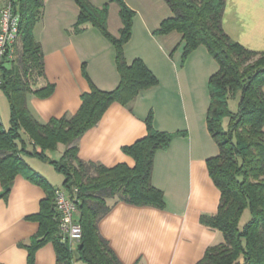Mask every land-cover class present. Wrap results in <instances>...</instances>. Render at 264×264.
<instances>
[{
	"label": "trees",
	"instance_id": "16d2710c",
	"mask_svg": "<svg viewBox=\"0 0 264 264\" xmlns=\"http://www.w3.org/2000/svg\"><path fill=\"white\" fill-rule=\"evenodd\" d=\"M75 1L80 12L73 31L80 33L93 25L111 41L116 50L119 85L112 90L99 88L84 66L90 90L81 95L76 113L40 122L30 110L27 97L34 93L47 98L55 90L52 82L37 87L38 79L46 74L43 46L35 35L45 0H11L14 11L20 14V37L15 43V58H5L0 66V90L10 105L8 128L0 116V198L9 196L18 174H25L46 191L39 212L29 215L39 222L38 232L23 244L28 249L29 264H35L36 251L48 242L55 245L57 264H77V260L86 264H123L101 233L99 221L119 201L165 208V193L153 184L155 156L187 131L156 129L151 111L145 120L147 134L123 148L135 159L133 166L121 162L109 167L79 156L75 141L101 120L111 104L129 105L160 80L143 58L127 60L125 46L133 34L136 11L125 0H115L122 20L118 35L109 29V2L96 6L91 0ZM165 1L173 14L154 33H182L183 63L201 45L218 63L208 82L206 121L219 152L207 158V167L221 195L217 212L202 215L201 222L221 231L224 239L210 245L196 264H264V52L245 47L225 31L227 0ZM232 100L238 101L237 110L232 109ZM60 144L68 147L59 159L52 158L49 153ZM27 157L53 165L64 175L65 189L73 191L78 187L83 237L76 247L63 240L55 206L56 187L32 167ZM247 209L250 218L241 226Z\"/></svg>",
	"mask_w": 264,
	"mask_h": 264
},
{
	"label": "crops",
	"instance_id": "0c3cea01",
	"mask_svg": "<svg viewBox=\"0 0 264 264\" xmlns=\"http://www.w3.org/2000/svg\"><path fill=\"white\" fill-rule=\"evenodd\" d=\"M125 1L136 11L133 34L125 46L127 60L143 58L160 82L143 90L129 105L111 104L101 120L75 144L85 161L109 167L121 162L133 166L135 159L123 148L147 134L145 120L151 111L156 129L187 131V135L175 137L167 149L159 150L155 156L153 184L164 191L165 208L119 201L99 221V228L123 264H163V260L164 264L172 263L167 262L171 248L168 235L187 228V246L185 243L178 264H196L210 245L224 239L221 231L201 222L202 215L217 212L221 195L207 167V158L219 152L206 121L210 103L208 82L218 63L204 45L183 63L182 33H154L173 14L165 0ZM91 2L96 6L109 2V29L118 35L122 27L118 2ZM3 4L4 0H0V9ZM79 12L75 0H45L43 16L35 27L46 69L37 87L55 83L49 97L41 98L34 93L27 97L30 110L40 122L76 113L81 95L90 90L84 66L99 88L112 90L119 85L115 47L93 25L83 32H74ZM223 27L235 41L264 52V0H227ZM61 146L59 158L68 147ZM30 159L27 157L28 162ZM32 167L55 187L62 186L64 178ZM2 188L0 180V192ZM45 196L41 185L25 174H18L9 196L0 198V264H29L28 249L23 244L39 230V222L29 215L39 212ZM35 264H57L52 242L36 251Z\"/></svg>",
	"mask_w": 264,
	"mask_h": 264
},
{
	"label": "built area",
	"instance_id": "2783aa9c",
	"mask_svg": "<svg viewBox=\"0 0 264 264\" xmlns=\"http://www.w3.org/2000/svg\"><path fill=\"white\" fill-rule=\"evenodd\" d=\"M20 14L14 11L11 0H4L0 9V66L5 58H15V43L19 40ZM1 84V79H0ZM78 187L69 191L64 187L55 189V206L59 214V227L63 240L74 248L83 237V227L79 221Z\"/></svg>",
	"mask_w": 264,
	"mask_h": 264
},
{
	"label": "rangeland",
	"instance_id": "374dc122",
	"mask_svg": "<svg viewBox=\"0 0 264 264\" xmlns=\"http://www.w3.org/2000/svg\"><path fill=\"white\" fill-rule=\"evenodd\" d=\"M231 106H232L233 110H237L238 101L232 100ZM0 116H1V120L3 122L4 127L8 128L10 125V107H9L8 100L2 91H0ZM25 137H27V136H25ZM28 143H30L29 140L27 142V145L29 146L30 149H32V144L31 143L28 144ZM60 145H62L61 147L64 146V144H60ZM49 155L52 158L59 159V156H60L59 150L57 149V150L49 153ZM29 162L32 165L36 166L37 168L43 170L44 172H47V174H49V175L53 174L54 176H56L58 178H64L63 174L58 172L54 168V166L51 165L47 161H43L37 157H32V159H30ZM249 218H250V211L247 209L245 211L243 217H242L241 226H243L245 224V222L248 221ZM186 235H187V228H184L183 230L181 229V232H176L174 234L168 235L169 237L167 239V242L171 244V248L168 249V257H167L168 263L172 262L170 264H178L179 259L181 258L180 254L182 253L184 244L186 243V246H187ZM217 242H219V241H217ZM164 262H165V260L162 261L163 264H164ZM77 263L78 264H85L82 260H77Z\"/></svg>",
	"mask_w": 264,
	"mask_h": 264
}]
</instances>
